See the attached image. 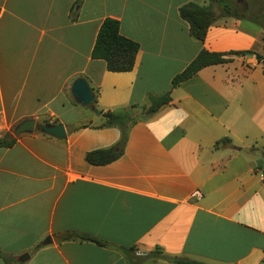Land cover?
<instances>
[{
  "label": "crops",
  "instance_id": "0c3cea01",
  "mask_svg": "<svg viewBox=\"0 0 264 264\" xmlns=\"http://www.w3.org/2000/svg\"><path fill=\"white\" fill-rule=\"evenodd\" d=\"M187 2L208 4L0 0V138L25 119L61 123L67 135L34 130L0 146V264L1 255L9 264H264V30L228 17L195 40L178 14ZM106 17L139 44L128 72L91 59ZM201 49L253 53L202 68L129 126L118 159L86 162L120 130L74 101L76 78L96 109L116 113L166 92ZM67 232L106 244L60 242Z\"/></svg>",
  "mask_w": 264,
  "mask_h": 264
},
{
  "label": "trees",
  "instance_id": "16d2710c",
  "mask_svg": "<svg viewBox=\"0 0 264 264\" xmlns=\"http://www.w3.org/2000/svg\"><path fill=\"white\" fill-rule=\"evenodd\" d=\"M82 0H76L79 5ZM207 5H200L195 2H187L178 8L179 17L188 24L189 36L198 41H204L208 29L218 23L219 20L236 17L246 19L261 27L264 30V10L255 9L250 5H243L238 2L228 0H207ZM218 7L219 14H216L214 8ZM139 49V44L120 33L119 20L106 17L102 20L91 50V59H101L105 62L106 70L110 72H128L133 69L135 57ZM252 51H231V52H212L201 49L195 58L178 74L171 82L170 88L162 94H147L146 103L139 105L133 104L119 112H105L102 114L104 122L101 127H116L120 130L119 140L111 147L95 149L88 152L85 156L87 163L91 165H105L118 159L123 151L127 141L128 128L141 117H147L154 114L162 106L171 101L170 92L172 88L193 77L202 68L225 64L232 61L233 56H240ZM257 61L264 69V57L256 54ZM96 102V93L93 104ZM134 111L138 112L137 114ZM16 137L6 134L0 138V146H11L15 143ZM227 139L220 140L224 143ZM217 142L216 145L219 143ZM215 145V147H216ZM58 240H79L91 241L100 246H105V242L86 235L74 232H67L58 237ZM133 251V248L130 249ZM158 250V248H156ZM153 254V253H151ZM150 253L147 256L151 255ZM5 264H9L8 259L1 255ZM170 260L176 263H192L183 258L173 257Z\"/></svg>",
  "mask_w": 264,
  "mask_h": 264
},
{
  "label": "water",
  "instance_id": "95a60500",
  "mask_svg": "<svg viewBox=\"0 0 264 264\" xmlns=\"http://www.w3.org/2000/svg\"><path fill=\"white\" fill-rule=\"evenodd\" d=\"M71 95L77 104L83 107L90 106L97 116L102 115V112L93 106V101L95 99V96L88 82L84 78L78 77L73 81L71 85ZM34 130H38L42 134L57 139H64L67 136L63 124L61 123L51 124V123H47L46 121H41L37 123L35 119H25L21 121L19 124L15 126L13 135L15 137H18L21 134L32 133ZM47 241L49 242L51 241V239L48 238ZM27 258L28 255L25 254L24 256H21L20 260L24 261Z\"/></svg>",
  "mask_w": 264,
  "mask_h": 264
},
{
  "label": "rangeland",
  "instance_id": "374dc122",
  "mask_svg": "<svg viewBox=\"0 0 264 264\" xmlns=\"http://www.w3.org/2000/svg\"><path fill=\"white\" fill-rule=\"evenodd\" d=\"M228 1L237 2L238 0H228ZM240 4H243L245 6L250 5V6H252L255 9H259V10L263 9L264 10V0H242L240 2ZM215 9H216L215 13L219 14L218 7H215ZM82 110H85V112H86V110H89V109H88V107H83ZM134 113L137 114L138 112L134 111ZM73 117L74 116H72V115L71 116H66L65 120L66 121H72ZM36 122L39 123V122H41V120H36ZM263 151H264V149H263ZM263 155H264V152H263Z\"/></svg>",
  "mask_w": 264,
  "mask_h": 264
},
{
  "label": "built area",
  "instance_id": "2783aa9c",
  "mask_svg": "<svg viewBox=\"0 0 264 264\" xmlns=\"http://www.w3.org/2000/svg\"><path fill=\"white\" fill-rule=\"evenodd\" d=\"M262 260H263V263H264V254H263V258H262Z\"/></svg>",
  "mask_w": 264,
  "mask_h": 264
},
{
  "label": "flooded vegetation",
  "instance_id": "af4514ba",
  "mask_svg": "<svg viewBox=\"0 0 264 264\" xmlns=\"http://www.w3.org/2000/svg\"><path fill=\"white\" fill-rule=\"evenodd\" d=\"M242 0H238L237 2L240 3Z\"/></svg>",
  "mask_w": 264,
  "mask_h": 264
}]
</instances>
